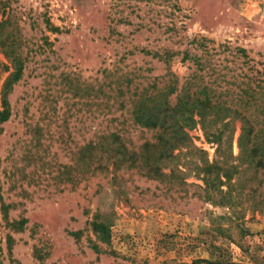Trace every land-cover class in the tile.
Wrapping results in <instances>:
<instances>
[{"label": "rangeland", "instance_id": "1", "mask_svg": "<svg viewBox=\"0 0 264 264\" xmlns=\"http://www.w3.org/2000/svg\"><path fill=\"white\" fill-rule=\"evenodd\" d=\"M1 2L0 264H264V208L203 191L206 164H237L240 120L219 143L193 117L158 160L161 132L135 117L196 75L236 93L235 76L264 65V0Z\"/></svg>", "mask_w": 264, "mask_h": 264}, {"label": "trees", "instance_id": "2", "mask_svg": "<svg viewBox=\"0 0 264 264\" xmlns=\"http://www.w3.org/2000/svg\"><path fill=\"white\" fill-rule=\"evenodd\" d=\"M6 10L7 6L1 2L0 45L3 47H8L6 43H9L5 38L6 36H2L3 30L10 23L6 18ZM6 51L13 59L14 66H21L19 56L15 55L9 48ZM236 52L244 57L245 60L242 64L248 66L251 60L248 59L245 51L238 49ZM195 64L201 70L204 67L200 63V59H197ZM262 66L260 70L253 69L254 66H248L247 72L235 76L230 84L236 86L237 92L235 93V90L227 88L224 91V98V93L218 92L217 88L211 85L212 82L209 84L201 81L202 79L199 76H193L191 81H185L180 91L176 92L175 103H171L167 96L159 103H155L153 98L148 101L151 104V100H153L154 106L151 105V108H149L146 104L144 106L141 104L135 116L142 127L156 129L161 132L158 140L160 144H163L165 153L160 150L157 158H155L158 160L163 159V156L164 158H171L174 150H181L184 147L188 139L185 130L192 128L191 125L195 122L193 117L198 118V123L204 130L205 135L219 143L222 142L224 127L228 126L229 114L237 117L242 124L237 139L239 152L234 159L237 164L215 168L213 171L211 170L213 165L206 164L202 179L206 186L203 191L207 194V199L213 205L232 209L234 212L239 206H241L240 210L245 209L243 204L254 210L264 208V65ZM250 68L251 70H249ZM20 70L19 67L17 72ZM18 79L19 76L17 75L13 79L9 78L5 88L9 85V82ZM241 79L245 80L239 82L238 80ZM193 87L195 88L194 91H192ZM175 91V88L170 89L168 95L173 94ZM227 93L230 96L235 94L236 99H225ZM3 107L4 110L0 112L1 122L7 121L10 117L9 105L6 99L3 101ZM217 123H220V128L213 131L212 128ZM118 136L117 134L110 135L111 147L114 143L119 142L120 138ZM169 144H171V147L165 148ZM111 150L116 151L115 149ZM243 165L246 167L242 171L240 167ZM216 185L220 188L226 186L225 191L218 188V197L208 194L210 188H215Z\"/></svg>", "mask_w": 264, "mask_h": 264}]
</instances>
